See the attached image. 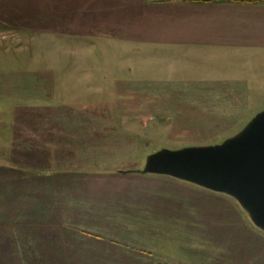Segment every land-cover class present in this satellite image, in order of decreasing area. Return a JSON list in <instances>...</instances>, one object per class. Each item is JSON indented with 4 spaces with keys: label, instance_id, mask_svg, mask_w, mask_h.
<instances>
[{
    "label": "rangeland",
    "instance_id": "rangeland-1",
    "mask_svg": "<svg viewBox=\"0 0 264 264\" xmlns=\"http://www.w3.org/2000/svg\"><path fill=\"white\" fill-rule=\"evenodd\" d=\"M150 1L136 0V10L146 9ZM32 7L30 3L22 17L9 19L18 21V27L23 30L24 14L37 13ZM44 11L48 12L47 7L40 13ZM253 19L264 20V13H257ZM28 20L31 21L30 16ZM33 20L38 21L36 16ZM33 35L0 32V41L8 44L0 48L1 58L7 60L2 72L15 73L16 61L24 63L26 74L47 71L43 68L53 62L46 56L48 50L38 51L40 57L36 56L38 60L31 63ZM248 40L245 48L224 50L223 56L208 59L198 57L191 63L179 56L165 58L153 52L152 47L137 44L138 50H119V61L109 56L102 63L98 59L100 64L88 65L99 78L91 81L92 90L99 92L103 100L113 99L103 107V126L106 125L103 158L66 161L65 168L74 173L75 181L68 185L69 192L56 193L55 198L61 195L60 202L50 198L54 211L38 208V215L42 218L55 215L56 222L68 216H87L94 224L79 226L80 232L72 226L57 224L53 233L57 254L62 249L69 251L71 264L76 261L127 264V254L131 251L154 254L160 248L168 253L165 255H182L185 261L200 259L203 261L200 264H211L213 260L216 264H264V227L241 202L170 174L141 173L156 155L191 157L201 150L224 146L264 116V43L260 42H264V29L254 35L250 33ZM11 44L13 47H9ZM38 68L41 70L37 72ZM61 68L66 66L57 69ZM67 68L75 71L80 66ZM11 78L15 74L9 75V83ZM37 83L48 84L24 81V102L32 94L31 86ZM61 83L70 86V82ZM74 84L80 86L82 82ZM112 108L115 113L110 117ZM30 115L25 113L23 122L30 120ZM97 141H102L98 132L95 137L90 136L91 144ZM20 159L13 163L33 170L30 161ZM40 193L42 197L38 200L44 202L47 196ZM36 210L29 213L25 223L2 231L0 246L6 251L0 256V264H37L36 260L39 264L47 263L45 257L26 255L38 243L33 240L35 236L43 238L48 234L47 226L33 224ZM136 219L145 220L141 222L144 231L152 228V222H161L166 228L162 237L168 241L161 240L154 247L148 245L155 235L135 234L137 225L132 221ZM76 235L80 241L72 239ZM79 252L83 255L75 256ZM63 258L57 256L56 264L63 262Z\"/></svg>",
    "mask_w": 264,
    "mask_h": 264
},
{
    "label": "crops",
    "instance_id": "crops-1",
    "mask_svg": "<svg viewBox=\"0 0 264 264\" xmlns=\"http://www.w3.org/2000/svg\"><path fill=\"white\" fill-rule=\"evenodd\" d=\"M30 3L33 6L31 9H36L37 13L24 14V29L20 30L19 22L9 18L22 17L24 8ZM136 3V0H27V3L24 0H0V32L35 34L32 36L31 63L37 59L40 50H48L46 56L53 59V62L47 63V68L41 67L46 72H40L38 68L37 74H26L24 63L16 61L15 73L8 74L1 71L3 65H7V60L0 56V239L3 230L22 224L29 213L37 209L32 222L47 226L48 234L43 238L35 236L33 240L38 243L26 255L45 257L46 264H56L57 256L64 257L60 264H71L69 251L62 249L57 254L53 234L57 224L72 226L73 230L80 232L79 226L93 223L92 218L87 216H68L56 222L53 220L55 215L43 218L38 215V208H51L54 211L53 199L59 201L61 197L58 194V198H55L56 193L69 192L71 186L68 185L75 181L72 178L75 177L74 173L65 168L66 161H100L103 158V129L106 126H103V107L105 102L113 99L103 100L99 92L92 90L91 81H98L99 78L88 65L100 64L98 59L101 58L99 61L102 63L109 56L119 61V50H138L137 44L150 46L153 52L165 58L179 56L191 63L198 57L208 59L215 55L223 56L226 54L224 50L245 48L249 34L254 35L264 29L263 19H253L257 13H264V2L242 4L231 0H151L149 6L141 10H136ZM46 7L48 12L40 13ZM29 16L31 21L28 20ZM35 16L38 21L33 20ZM138 32L140 35L137 37ZM6 47L7 41H0V48ZM72 65L80 66L79 70L67 68ZM59 66L66 68L58 70ZM14 74L15 78H11L9 83V75ZM25 80L47 81L48 84H33L32 94L24 102ZM63 81L70 82V86L61 83ZM74 82L82 84L79 86ZM113 108L109 112L112 113L110 117L115 113ZM25 113L31 114L30 120L23 122ZM97 132L102 141L91 144L90 136L95 137ZM85 134L89 137L86 138ZM14 154L17 158H13ZM19 158L30 161L33 170L13 163ZM36 191L44 192L47 196L44 202L38 200L42 194ZM142 221L145 222L142 219L132 221L137 225L134 233L138 236L153 233L155 238L148 245L158 246L159 241L167 240L162 237V231L166 228L161 222H152V228L144 231ZM115 223L118 224V221ZM72 239L81 240L77 235ZM5 251L0 246V256ZM79 253L75 256L83 255ZM165 254L168 253L165 250L161 252L160 248L154 254L142 250L131 251L127 254V264L203 263L200 259L189 258L185 261L182 255ZM21 255H24L23 252ZM115 257L118 261L117 254ZM36 263L39 264V260ZM211 264H216L215 260Z\"/></svg>",
    "mask_w": 264,
    "mask_h": 264
},
{
    "label": "water",
    "instance_id": "water-1",
    "mask_svg": "<svg viewBox=\"0 0 264 264\" xmlns=\"http://www.w3.org/2000/svg\"><path fill=\"white\" fill-rule=\"evenodd\" d=\"M168 157L176 159L168 162ZM141 173L170 174L223 192L241 202L264 227V116L224 146L191 157L156 155Z\"/></svg>",
    "mask_w": 264,
    "mask_h": 264
},
{
    "label": "trees",
    "instance_id": "trees-1",
    "mask_svg": "<svg viewBox=\"0 0 264 264\" xmlns=\"http://www.w3.org/2000/svg\"><path fill=\"white\" fill-rule=\"evenodd\" d=\"M185 2H211L212 0H180ZM233 2L242 3V4H256L259 2H264V0H231Z\"/></svg>",
    "mask_w": 264,
    "mask_h": 264
}]
</instances>
